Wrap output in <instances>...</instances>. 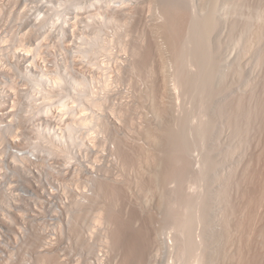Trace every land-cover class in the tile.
<instances>
[{
	"label": "rangeland",
	"instance_id": "obj_1",
	"mask_svg": "<svg viewBox=\"0 0 264 264\" xmlns=\"http://www.w3.org/2000/svg\"><path fill=\"white\" fill-rule=\"evenodd\" d=\"M38 1L0 0V54L14 50L21 54L25 47H31L32 55L42 54L40 62H48V58L64 59L65 64H70L73 56L78 55L79 59L74 60L77 71L91 72L90 95L96 98L92 100L101 102V109L92 103L91 106L98 110L96 113H101L99 116L106 117L102 124L109 136L112 163L109 179L101 183L110 186H105V194L100 193V197L81 209L80 219L72 225V237L57 241L58 252L52 246L38 253L41 241L36 239L15 240L13 264H134L142 256L143 264H264V0L220 1L216 13L219 29L211 44L219 51V85L225 89V94L216 101L207 100L205 96V105L201 103L204 98L190 94L191 97L177 84V68L168 52L167 40L155 33L165 23L161 5L164 0H107L106 3L105 0H74L69 7H60L57 0L47 4L44 0ZM109 1L111 7L106 5ZM208 1L192 0L193 12L204 14ZM91 3L97 4L92 7ZM103 5L106 12H103ZM78 6L82 9L78 11L75 35L67 28L64 40L63 20L71 17V21L74 20L76 14L71 13H76ZM115 6H122L125 12ZM183 15L186 17L187 13L182 12L180 17ZM110 17L114 20L107 22ZM176 28L184 35L186 28ZM32 30L38 34L22 35ZM21 35V38L25 36L23 40ZM24 61L16 64L15 77L26 75V78L10 81V85H15L10 88L19 90L18 99L21 100L29 79ZM194 67V70L191 68L193 72L197 70ZM66 69L60 67L58 72L67 77L64 85L73 88L79 78H74L72 70ZM58 105L53 103V110H58ZM224 106L225 113L220 115L219 107ZM79 114L80 109H71L66 112V119H77ZM99 116L97 118L102 119ZM47 117L50 119V113ZM181 119L189 124L187 140L184 138L180 144L187 150H183L184 163L177 165L181 169L176 166L172 169L178 180L163 182L162 169L173 167L166 159L162 162L167 143L163 131L171 125L178 130ZM197 129L205 131L207 136L196 137ZM184 164L188 168L186 165V169L183 168ZM178 171L184 173L183 177L176 176ZM176 192V197L182 201H176ZM183 201L191 208L187 216L189 214L194 220L190 233L198 248L193 249L187 260L181 249L186 239L183 232L190 228L184 230L176 222L179 214L183 215L179 212L183 207L179 208L177 203ZM102 205L105 207L102 221L94 222L92 218ZM111 213L116 214L115 218ZM113 230L120 235L115 243L110 239ZM139 233L150 236L146 237L149 238L147 244L145 236L142 237L146 246L143 241L140 244L145 246L146 253L137 258V254L132 255L131 248L136 241L134 238L141 237ZM47 253L54 258L49 260ZM132 256H137V261L134 262Z\"/></svg>",
	"mask_w": 264,
	"mask_h": 264
},
{
	"label": "built area",
	"instance_id": "obj_2",
	"mask_svg": "<svg viewBox=\"0 0 264 264\" xmlns=\"http://www.w3.org/2000/svg\"><path fill=\"white\" fill-rule=\"evenodd\" d=\"M22 60H29L39 77L48 78V85L39 89L46 91V98L51 97V102L36 98L35 112L49 111L50 119L31 122L29 115L24 129H17L15 115L19 110V90L11 89L10 81L26 78L23 75L15 77L16 64H22ZM74 65L75 61L65 64L64 59L49 58L48 62H40L37 55L19 54L17 50L0 54V264H13L14 241L25 240L27 235L30 238L33 233L40 237L38 253L52 246L58 252L57 241L70 238L68 224L74 217V205L69 202L84 201L83 196L92 194L93 182L95 184L96 179L103 178L105 170L111 167L110 147L103 143L109 136L99 126L104 122L97 124L93 121L83 126L82 116L66 119V111L83 105L87 108V115L96 114L86 100L92 93L93 75L86 70L77 71ZM60 67L71 69L74 78H79V85L67 88L63 82L62 85L58 83L57 79L63 81L58 76ZM32 83L34 80H29L30 91ZM81 96L83 99L79 100ZM55 102H67V106L63 110H53ZM39 123H48V128L61 129V132H67V125H74L72 137H50L54 143L66 142L76 146L71 152L70 163H65L55 153L50 156L34 151L35 137H44ZM92 133H95V139L91 138ZM77 137H81L79 140L83 144L80 146ZM41 160L43 166L39 164ZM98 176L103 177L96 178ZM62 188H66L63 193H67V198L64 197V204H69L67 214L59 210L64 196ZM9 256L12 259L6 262Z\"/></svg>",
	"mask_w": 264,
	"mask_h": 264
},
{
	"label": "bare ground",
	"instance_id": "obj_3",
	"mask_svg": "<svg viewBox=\"0 0 264 264\" xmlns=\"http://www.w3.org/2000/svg\"><path fill=\"white\" fill-rule=\"evenodd\" d=\"M25 1V0H24ZM29 1V0H28ZM38 1V0H37ZM40 2H41V0H39ZM38 1V2H39ZM47 1V2H46ZM74 0H57V4L61 7H64V6H72L73 4H74V2H73ZM106 1L107 0H105V3H106ZM208 1V0H207ZM220 1L221 0H209L207 3H206V5H205V8H204V10H203V12H204V14H197V12L196 13H194L193 12V10H192V5H190L191 4V2H192V0H164V2H163V4H161L162 5V11H164V16H165V23L163 22V24L164 25H162L161 27H158V29L155 31V33L156 32H158L159 34H162L164 37H165V39L167 40L166 42L168 43V45H169V48H170V51H168V52H171V57H172V59L174 60V66H176V68H177V71H176V78H177V80H178V82H177V84L179 83V86L180 87H182V88H184L183 90L184 91H186V92H188L189 93V95L191 94L193 97L195 96V97H200V98H204L203 100H202V102L201 103H203V105H205V103L207 102V101H204V100H206L205 98V96H207V100H208V98H212V101H213V99H215V101H216V99L218 100V98L219 99H221V97L225 94V89L224 90H222L221 88H220V86L221 85H219V74H218V67H219V63H218V60H219V57H217V53L219 52L218 50H214V48H212L213 46H212V39H213V37H215V35L217 34V32H218V29H219V21H218V19H217V10H218V8H219V4H220ZM34 2V1H33ZM37 2V3H38ZM44 2L47 4L48 2L50 3V2H54L53 0H44ZM99 2H100V0H99ZM26 3H27V1H26ZM29 3V2H28ZM55 3V2H54ZM110 3V1L108 2V4H106L108 7H111V5L109 4ZM43 4V3H42ZM46 4H45V6H46ZM96 4L97 3H91V5L90 6H92V7H94V6H96ZM105 5V4H104ZM104 5H103V12H106V10L104 11ZM124 5V4H123ZM122 5V6H123ZM122 6H120L121 8H119L118 6H115V7H118L119 9L118 10H120V12H121V10H123L124 9V6H123V9H122ZM126 6V5H125ZM141 6V5H140ZM194 6V5H193ZM113 7V6H112ZM100 8H101V6H100ZM173 8V9H172ZM46 9V8H45ZM79 9H82V7H80V6H78L77 8H76V13H71L72 15H74V14H76L75 16H73L74 17V20L72 19V21H71V18H70V20L69 19H65L64 18V20H63V24H62V26H61V29H62V36L64 35V40L66 39V29L68 28L69 30H71L72 31V33H73V35H75V29H76V27H77V24H78V22L79 21H77V16H78V14H79ZM113 10V9H112ZM115 11H116V8H115ZM124 12H125V10H123ZM122 11V12H123ZM129 11V10H128ZM185 11H186V13H187V15H186V17L183 15L182 17H185L184 19L182 18V17H180L181 16V13L183 12L184 14H186L185 13ZM202 11V10H201ZM73 12V11H72ZM102 12V13H103ZM199 13V12H198ZM98 14V16H99V18H101V13L99 12V13H97ZM106 14V13H105ZM123 15V14H122ZM107 16V15H106ZM111 17L113 18V16L111 15ZM107 18L108 20H107V22H110L111 20L113 21L114 19H112V18ZM76 18V19H75ZM93 18V17H92ZM103 18V17H102ZM124 18V17H123ZM131 18V17H130ZM181 18V19H180ZM79 19V18H78ZM81 19V18H80ZM102 20V19H101ZM262 20V19H261ZM129 22V21H128ZM154 26V25H153ZM183 26V28L185 29L186 28V31L185 32H183L184 33V35H182L179 31H178V29L176 28V27H182ZM31 27V26H30ZM182 28V29H183ZM152 29H155L154 27L152 28ZM181 29V28H180ZM75 30V31H74ZM262 30H263V28H262ZM38 31V30H37ZM150 31H152V30H150ZM264 31V30H263ZM34 32H36V31H34V30H32V31H30L29 33H25V34H22V35H26V36H35V34L37 33L38 34V32H36V33H34ZM157 33V34H158ZM264 33V32H263ZM263 33H260L259 34V36L260 37H262V35H263ZM152 34V33H151ZM158 34V35H159ZM22 35L20 36V38L22 37ZM156 35V34H155ZM42 36V35H41ZM41 36L39 37V38H41ZM153 36V35H152ZM44 37V35L42 36V38ZM160 37V36H159ZM19 38V39H20ZM24 38H25V36H24ZM24 38H21L22 40L24 39ZM36 38H38V37H36ZM35 38V39H36ZM162 38V37H161ZM67 39H69V38H67ZM75 39V38H74ZM264 39V38H263ZM21 40V41H22ZM163 40H164V38H163ZM165 41V40H164ZM214 41V40H213ZM137 43V42H136ZM142 48V47H141ZM140 49V48H139ZM152 49V48H151ZM134 50V49H133ZM138 50V49H137ZM161 50V49H160ZM159 51V50H158ZM218 51V52H217ZM222 51V50H221ZM32 52H33V50L31 49V47H25L24 48V52L22 53V54H24V55H32ZM39 52V51H38ZM41 52V51H40ZM135 52V51H134ZM144 52V51H143ZM161 52V51H160ZM89 53V52H88ZM135 53H137V52H135ZM134 53V54H135ZM140 53H141V51H140ZM157 54V53H156ZM160 54H163V53H160ZM170 54V53H169ZM37 55H38V57L39 58H41V56H42V54H40V53H37ZM41 55V56H40ZM155 55V54H154ZM157 55H159V53L157 54ZM220 54H218V56H219ZM43 56H45V55H43ZM160 56V55H159ZM162 56V55H161ZM160 56V59L162 58ZM74 58H72L73 59V61L75 60V59H79V57H78V55H74L73 56ZM137 57V56H136ZM45 58H46V56H45ZM61 58V57H60ZM130 58V57H129ZM135 58V57H134ZM142 58V57H141ZM167 58V57H166ZM170 58V57H169ZM42 59H44V57H42ZM41 59V60H42ZM49 59V58H48ZM138 59V58H137ZM163 59H165L164 57H163ZM162 59V60H163ZM171 59V58H170ZM67 60V59H66ZM172 60V61H173ZM26 61L28 62V63H26ZM26 61H24L23 62V65L25 64V66L27 67L26 68V72H25V74L27 73V77H29V79L28 80H34V83H32V91H30V84H29V81L27 80V90H26V93H25V95H24V98H23V100H24V102L23 103H21V101H23V100H21V99H18V101H19V110L17 111V113H16V115H15V122H17V129H24V123L26 122V119H28V117H29V115H30V120H31V122H39V121H42V120H47L48 119V117H47V115L50 113L49 111H39V112H35V103H36V98L37 99H39V100H46L48 103L49 102H51V97H47L46 98V91L45 90H43V89H39V87H44V86H47L48 85V78L47 77H39V72L37 71V69L35 70V69H33V68H35V67H33V66H31V64L29 63L30 61L29 60H26ZM43 61H46L47 62V60H43ZM161 62V61H160ZM189 62V63H188ZM190 62L192 63V64H190ZM162 63V62H161ZM67 64V63H66ZM144 64V63H143ZM193 65V67H190V65ZM19 65V64H18ZM166 66V65H165ZM194 66H196V71L195 72H193L192 70H191V68L194 70L195 69V67ZM74 67H76L75 65H74ZM190 67V68H189ZM65 69H66V67H65ZM59 70V69H58ZM66 70H68V68L66 69ZM69 70H71V69H69ZM168 73V72H167ZM174 73V72H173ZM61 74L62 73H60V72H58V76H60L61 78H63V81L61 80V79H57V82L58 83H60L61 85H62V82H63V85L66 83V78L67 77H63V76H61ZM165 74V73H164ZM25 77H26V75H25ZM68 80V79H67ZM39 81V82H38ZM10 84H12V82H10ZM79 85V80H77L74 84H73V88H74V86H78ZM11 87L12 86H15L14 85V83H13V85H10ZM13 88V87H12ZM15 88V87H14ZM165 88V87H164ZM167 88H169V87H167ZM158 89V88H157ZM164 90V89H163ZM166 91H167V89H166ZM168 92H169V90H168ZM167 92V93H168ZM170 92H172L171 90H170ZM224 92V93H223ZM233 92V91H232ZM28 93H29V96H28ZM188 93H186L187 95H188ZM190 95V96H191ZM163 96V95H162ZM191 96V97H192ZM165 97V96H164ZM168 97V96H167ZM224 97V96H223ZM92 98H94L93 96H91L90 94H89V98H86V100L87 101H89V104L91 105V103H92V106H95L96 108L98 107L99 109H101V102H99L98 100H94V99H96V98H94L93 100H92ZM81 99H83V97L81 96L80 97V99L79 100H81ZM167 99V98H166ZM209 99V100H210ZM84 100H85V98H84ZM198 100H199V98H198ZM75 102H77V100H74ZM83 101V100H82ZM82 101H78V103L80 104V103H82ZM92 101V102H91ZM200 101H201V99H200ZM199 101V102H200ZM204 101V102H203ZM141 102V101H140ZM166 102H168V101H166ZM210 102V101H209ZM240 102V101H239ZM57 103H59V105L56 107L58 110H61V109H63L65 106H67L66 104H67V102H57ZM197 103V102H196ZM238 103V102H237ZM154 104V103H153ZM163 104V103H162ZM161 104V105H162ZM157 105V104H156ZM160 105V104H159ZM167 105V104H166ZM201 105V104H200ZM211 105H212V103H211ZM226 105V104H225ZM238 105V104H237ZM167 106H169V105H167ZM223 106V105H222ZM240 106V105H239ZM158 107V106H157ZM161 107H163V106H161ZM227 107V106H226ZM164 108H166V107H164ZM170 108V107H169ZM200 108V107H199ZM223 108H225V106L224 107H219V114L220 115H224V110L225 109H223ZM79 109L81 110V114H79L78 115V117L77 118H81V116H82V118H81V122H82V124H83V126H87V125H89L90 123H92L93 121H95L97 124H99L98 122H99V120L100 121H103V118L105 117V116H103V118L101 117V116H99L98 115V113H96L95 115L94 114H91V116L90 115H87L86 113H87V108L83 105V106H80L79 107ZM158 110H159V108H158ZM231 110V109H230ZM238 110V109H237ZM236 110V111H237ZM70 110H68V111H66L67 113L69 112ZM101 111V110H100ZM166 111V110H165ZM233 111V110H232ZM33 112H35V113H33ZM95 112H98V110H96L95 109ZM157 113H159V111L157 112ZM190 113V112H189ZM203 113V112H202ZM233 113V112H232ZM239 113V112H238ZM195 114V113H194ZM243 115H245V113H242ZM160 114H158V116H159ZM165 115V114H164ZM182 115V114H181ZM237 115V114H236ZM235 115V116H236ZM100 117V118H102V119H99V118H97V117ZM219 116V115H218ZM234 116V115H233ZM240 116V115H239ZM242 116V115H241ZM96 117V118H95ZM160 117H162V116H160ZM230 118H231V116H229ZM246 117V116H245ZM244 117V118H245ZM90 118V119H89ZM164 118V117H163ZM233 118V117H232ZM231 118V119H232ZM250 118V117H249ZM156 119V118H155ZM173 119V118H172ZM175 119V118H174ZM174 119H173V121H174ZM234 119V118H233ZM232 119V120H233ZM179 120V119H178ZM182 121H179V123L180 122H182V123H180V128L178 127V130L176 129V130H174V126H170V127H167V129H165L164 131H163V137H165L164 139H166L165 140V142L167 141V143H166V145L164 146V148L166 149V150H164L166 153L164 154V155H162V157L164 158L163 160H162V162H164V160L166 159L167 160V162H169V163H167V164H170V165H172L173 167L170 169V168H168L166 171H165V168L166 167H164L162 170H164V171H162V172H164V177H163V182H164V180L165 181H167V180H169V179H175L176 177H175V174H174V171L172 170V169H174L175 168V166L176 167H180L179 169H181V166H177V165H182V162L184 161V154H185V152L187 151L186 150V148L185 147H183L184 145H180L181 143H182V140L184 139V138H186V139H184V140H187V137H188V135H189V124H188V122L186 121V119H181ZM176 121V120H175ZM236 121H238L237 119H236ZM104 122V121H103ZM192 122V121H191ZM230 123H231V121H230ZM167 124V126H168V123H166ZM105 125V124H104ZM170 125V124H169ZM100 127H102V129L104 130V128H105V126L103 127V124H101V125H99ZM148 126V125H147ZM165 126V125H164ZM176 126V125H175ZM190 127H191V125H190ZM197 127V126H196ZM216 127V126H215ZM235 127V126H234ZM197 128H199V127H197ZM209 129V127L207 128V130ZM214 129V128H213ZM212 129V130H213ZM39 130H43V136L44 137H35L36 138V140H37V142L35 143V146H34V151L35 152H37L38 154H42V153H46L47 155H52V154H57V155H59L61 158H63L64 160H65V163H70V158H71V156H72V154H71V152L73 151V150H76V146H73V145H71V144H68V143H66V142H62V143H57V142H55L54 143V141L52 140V139H50V137H72V132H74V125H68L67 126V132H61V129H52V128H48V123H39ZM238 130V129H237ZM196 131V137H204L205 136V131H203V130H201V129H197V130H195ZM214 133V132H213ZM95 133H92V136L94 135ZM211 134V133H210ZM159 135V134H158ZM157 135V136H158ZM207 136V135H206ZM205 136V137H206ZM150 137H152V136H150ZM153 137H155L156 138V136H154L153 135ZM161 137V136H160ZM211 137V136H210ZM81 137H77V139L79 140ZM92 139H95L96 137H91ZM90 138V139H91ZM159 138V137H158ZM157 138V139H158ZM152 139V138H151ZM162 140V139H161ZM176 140H178V141H176ZM164 141V140H163ZM153 142V141H152ZM81 141L79 140V146L81 145ZM103 143H108V147H110V144H109V141H108V137H105L104 138V141H103ZM155 143V142H154ZM158 142H156V144H157ZM160 143V142H159ZM158 143V145H160ZM179 143V144H178ZM83 144V143H82ZM163 145H164V143H163ZM155 146V145H154ZM188 146V145H187ZM102 147H103V145H102ZM157 147V146H156ZM160 147V146H159ZM189 147V146H188ZM188 147H187V149H188ZM162 148V147H161ZM163 149V148H162ZM185 149V150H184ZM108 150H109V152H110V156H111V148L109 149L108 148ZM159 150H161V149H159ZM185 152H184V151ZM162 153V152H161ZM184 153V154H183ZM122 154V153H121ZM152 154V153H151ZM148 155V154H147ZM158 155V154H157ZM153 156V155H152ZM128 158V157H127ZM150 158V157H149ZM152 158V157H151ZM153 158H154V156H153ZM129 159V158H128ZM158 159V158H157ZM127 160V159H126ZM153 160V159H152ZM165 160V161H166ZM23 162H25V161H23ZM153 162V161H152ZM157 163H158V161H157ZM184 163V162H183ZM39 164L41 165V166H43V160H41V161H39ZM124 164V163H123ZM212 164V163H211ZM125 165V164H124ZM157 165V164H156ZM159 165H161V163H159ZM166 165V164H165ZM186 164H184V166H185ZM161 166H163V165H161ZM187 166V168H188V165H186ZM186 166L185 167H183V168H185L186 169ZM182 168V172H185L186 173V171H184L185 169H183ZM158 169V168H157ZM177 169V168H176ZM211 169V171H213L212 170V168H210L209 167V170ZM161 170V169H160ZM160 172V171H159ZM177 172V171H176ZM181 171H180V173H179V171H178V173L176 174V176L178 175V176H180V175H182V174H184V173H182ZM161 173V172H160ZM109 174H110V167L109 168H107L106 170H105V176L103 177V176H98V177H96V178H99V177H103V178H99V179H96L97 180V182L94 184V182H93V190H92V194H86V197H82L83 199H84V201H71V202H69V204L71 203V206L72 205H74V207H73V214H74V217L73 218H71V221L69 222V224H68V229H69V231H70V233H69V235H68V237H72V235H71V230L73 229L72 228V225L74 224V223H76V219H77V221L80 219L79 218V214H80V211H81V209H85L86 207H88L89 205H90V202L95 198H98V197H100L101 195H100V193L101 194H103L106 190H105V186H106V184L104 183H101V182H106L108 179H109ZM174 175V176H173ZM177 176V177H178ZM161 177V178H162ZM181 177V176H180ZM182 177H183V175H182ZM158 178V177H157ZM156 178V179H157ZM158 180V179H157ZM156 180V181H157ZM160 180V179H159ZM176 180H178L177 178H176ZM176 180H174V181H176ZM154 181V180H153ZM169 181H171V180H169ZM173 181V180H172ZM181 181H183L182 179H181ZM109 182V181H108ZM101 183V184H100ZM167 183V182H166ZM165 183V184H166ZM170 183V182H169ZM180 183H182V182H180ZM100 184V186L98 187V185ZM114 184V183H113ZM164 184V185H165ZM79 185V184H78ZM108 186H110V185H107L106 186V188L108 187ZM113 187V186H112ZM112 187H111V189H112ZM122 188H124V187H122ZM181 188V187H180ZM66 188H62V195H64L63 196V199H62V206L59 208V210H60V212H63V210H64V214H67L68 212H69V204L68 205H66V204H64V201H65V198H67V193L66 192H64L63 193V191L65 190ZM105 190V191H104ZM108 190H110V188L108 189ZM113 190V189H112ZM115 191V190H114ZM171 191V190H170ZM174 191V190H173ZM172 191V192H173ZM176 191V190H175ZM112 192V191H111ZM171 192V193H172ZM179 192H180V190H179ZM106 193V192H105ZM104 193V194H105ZM117 193V192H116ZM174 193V192H173ZM182 193V192H181ZM111 194V193H110ZM109 194V195H110ZM178 193L176 192L175 193V197H176V195H177ZM98 195H100V196H98ZM119 196V195H118ZM182 197L184 196V195H181ZM65 197V198H64ZM105 197V196H104ZM117 197V196H116ZM120 197V196H119ZM122 197V196H121ZM175 197H174V200H175ZM102 198H103V196H102ZM114 198V197H113ZM179 197H176V199H178ZM185 198V197H184ZM164 200V199H163ZM176 201H182V199H178V200H176ZM184 201H187V199L186 200H184ZM183 201V202H184ZM190 202H191V200H189ZM115 202V201H114ZM162 202V201H161ZM172 204L171 205H173V203L174 202H171ZM185 203V202H184ZM184 203H177V206H178V204H179V208H181V207H183L182 209H183V211H179L180 209H178V211L179 212H182V214L183 215H181V214H179L180 215V217H178V219H177V221L176 222H178L179 223V225H181V228H184V230H186V228L188 229V227L190 228H192V226H191V224L193 225V221L194 220H192V217L190 218L189 217V214H188V216H187V211H189L191 208H189V203H185V205H184ZM192 203V202H191ZM163 204V203H162ZM166 204V203H165ZM170 204V203H169ZM186 204H188V206H186ZM193 204V203H192ZM170 205V206H171ZM175 206V205H174ZM192 206V205H191ZM190 206V207H191ZM207 206V205H206ZM206 206H205V208H206ZM100 207V209H99V211L97 212V214H93L94 216H93V221L94 222H100V221H102L101 220V218H102V216H103V212H104V210H105V207H104V205H102V206H99ZM188 208V209H187ZM107 209V208H106ZM111 209V208H110ZM176 209V208H175ZM207 209V208H206ZM166 210V209H165ZM205 210V209H204ZM111 211V210H110ZM109 211V212H110ZM112 211H114L113 209H112ZM111 211V212H112ZM168 211V210H167ZM170 211V210H169ZM172 211V210H171ZM178 211H176V212H178ZM145 212V211H144ZM107 213H108V211H107ZM116 213V212H115ZM115 213H111V217H112V215H113V218H115ZM186 213V214H185ZM189 213V212H188ZM203 213H204V211H203ZM202 213V214H203ZM60 214V213H59ZM83 214V213H82ZM115 214V215H114ZM118 214V213H117ZM168 214V213H167ZM83 216V215H82ZM177 216V215H176ZM111 217L109 218V219H111ZM168 217V216H167ZM202 217V216H201ZM208 217V219H209V216H207ZM134 218V217H133ZM113 220V219H112ZM112 220H110V221H112ZM119 219H117V221H118ZM175 221V220H174ZM211 221V220H210ZM209 221V222H210ZM111 223V222H110ZM112 223H113V221H112ZM121 223V222H120ZM207 223V222H206ZM122 224V223H121ZM126 224V223H125ZM176 224V223H175ZM195 224V223H194ZM120 225V224H119ZM130 225V224H129ZM122 226V225H121ZM134 226V225H133ZM136 226V225H135ZM141 226V225H140ZM158 226V225H157ZM177 226V225H176ZM183 226V227H182ZM112 228H113V226H112ZM116 228V227H115ZM129 229H130V227H128ZM191 228L190 229H188V230H186V232L184 231H182L185 235H186V237H185V235L182 233V235H184V237L186 238L185 240H184V245H183V249H181V254H182V256L184 255L185 257H186V260H187V256L189 257V255H190V253L191 252H193V249L195 250V241L193 242V237H191L192 235H191ZM111 229V228H110ZM118 229V228H117ZM193 229V228H192ZM148 230V229H147ZM155 230V229H154ZM157 230V229H156ZM179 230V229H178ZM131 231V230H130ZM132 231H134L135 232V230H132ZM139 231H140V229H139ZM113 232V233H112ZM119 232V231H118ZM129 232V231H128ZM191 232V233H190ZM120 233H122V232H120ZM141 233V232H140ZM139 233V234H140ZM179 233V232H178ZM112 236H111V240L112 239H114V240H112V241H114V243L117 241L118 242V239L120 238V235L119 234H117V232L115 231V230H113V231H111V233H110ZM133 234V233H132ZM136 234V233H135ZM134 234V235H135ZM143 234V233H142ZM153 234H154V232H153ZM138 235V234H137ZM141 235V234H140ZM149 235V234H148ZM148 235H146L145 236V233H144V235L142 236L141 235V237L140 236H137V238H134L135 240V242H134V244H133V246H132V255H136L137 254V256H135V257H137V258H139L140 256H142L143 254H145L146 253V250H145V252H144V247L146 246V244L148 243L147 241H149L148 239L149 238H146ZM156 235H158V234H156ZM145 236V237H144ZM150 236V235H149ZM209 236V235H208ZM113 237V238H112ZM142 237H144L145 239H146V244L144 243L145 242V239H142ZM155 237V236H154ZM153 237V238H154ZM160 237V236H159ZM180 237H181V235H180ZM179 237V239H184V237H182V238H180ZM40 237H39V234L38 233H33L32 235H31V237L29 238L28 237V235L25 237V239H36V240H40L39 239ZM117 238V239H116ZM132 238V237H131ZM158 238V237H157ZM178 238V237H177ZM210 238V237H209ZM128 239H129V237H128ZM176 239V238H175ZM207 239V238H206ZM123 240V239H122ZM111 241V242H112ZM120 241V240H119ZM129 241V240H128ZM127 241V242H128ZM140 241H143V243L145 244V246L142 244H140V243H142V242H140ZM182 241V240H181ZM211 241V240H210ZM138 242H139V244L141 245V248H139L140 247V245H137L138 244ZM177 242V241H176ZM113 243V242H112ZM137 243V244H136ZM153 243H154V241H153ZM47 244V243H46ZM150 244V243H149ZM117 245V243L115 244V246ZM128 245V244H127ZM131 245V244H130ZM130 245H128V246H130ZM181 245V244H180ZM49 246V245H48ZM136 246V247H135ZM155 246V245H154ZM176 246H177V244H176ZM201 246V245H200ZM118 247H120V246H118ZM148 247V246H147ZM146 247V248H147ZM182 247V246H181ZM111 248H112V246H111ZM115 248V247H114ZM145 248V249H146ZM201 248V247H200ZM210 248V247H209ZM113 249V248H112ZM150 249V248H149ZM177 249H179V248H177ZM196 249H198V248H196ZM207 249V248H206ZM48 250V249H47ZM140 250V251H139ZM141 250L144 252H141ZM178 251V250H177ZM131 252V251H130ZM189 253V254H188ZM194 253H195V251H194ZM193 253V254H194ZM206 253V252H205ZM204 253V254H205ZM48 254V258H49V260L50 259H52V257L54 258V256H52L51 258L49 257V253H47ZM47 254L45 255V260H46V256H47ZM56 254V253H55ZM148 254V253H147ZM192 254V253H191ZM207 254H209V253H207ZM51 255H53V254H50V256ZM206 255V254H205ZM210 255H211V253H210ZM209 255V256H210ZM181 256V257H182ZM183 256V258H184V260H185V257ZM193 256H195V255H193ZM10 257V256H9ZM134 256H132V258H133ZM134 257V258H135ZM143 257V256H142ZM142 257H140L139 258V261H137V259L135 260L134 258H133V260H134V262L135 261H137V262H140V264H143V263H145L144 262V259H143V262H141L142 261ZM197 257V256H196ZM196 257H195V259H196ZM145 258V257H144ZM194 258V257H193ZM129 259H131V258H129ZM140 259H141V261H140ZM210 259V258H209ZM8 260H9V258H8ZM180 260H182V258L180 259ZM206 260H208V259H206ZM132 261V260H131ZM200 261H201V259H200ZM199 261V262H200ZM133 262V261H132ZM137 262H135L136 264H137ZM202 262V261H201ZM125 263V262H124ZM134 263V264H135ZM192 263V262H191ZM193 263H195V261L193 262ZM196 263H198V262H196ZM212 263H215V262H212ZM211 263V264H212ZM126 264V263H125ZM130 264H132V263H130ZM139 264V263H138Z\"/></svg>",
	"mask_w": 264,
	"mask_h": 264
}]
</instances>
